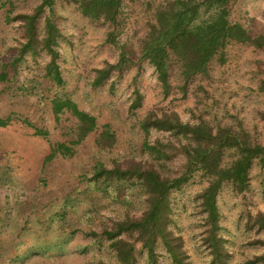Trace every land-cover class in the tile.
Returning a JSON list of instances; mask_svg holds the SVG:
<instances>
[{
  "label": "rangeland",
  "instance_id": "rangeland-1",
  "mask_svg": "<svg viewBox=\"0 0 264 264\" xmlns=\"http://www.w3.org/2000/svg\"><path fill=\"white\" fill-rule=\"evenodd\" d=\"M166 1L122 0L113 27L84 17L73 2L56 0L52 13L45 10L37 21L38 39L44 17L59 29L56 62L63 82L56 85L45 75L49 56L38 43L35 51L22 52L26 35L20 16L31 14L39 0H0V264H117L104 231L139 218L147 196L129 180L96 171L137 163L170 176L183 162L179 155L155 159L143 148L145 142L170 139L154 129L144 132L141 122L149 113L242 130L264 145V46L230 41L205 74L186 84L171 60L164 88L141 59V46L155 10ZM227 9L231 23L253 36L264 34V0H229ZM109 32L113 42L107 41ZM101 69L108 75L96 83ZM54 98L73 101L95 118L96 129L72 144L77 121L66 110L55 116ZM103 132L108 137L101 138ZM57 143L71 153L46 161ZM248 176L244 192L224 184L217 196L227 264H264L252 262L264 254L259 244L264 227L251 226L264 211V166L254 161ZM204 186L195 175L170 194L168 228L181 239L185 264H210L197 200ZM135 239L128 238L136 264H174L162 245L151 262Z\"/></svg>",
  "mask_w": 264,
  "mask_h": 264
},
{
  "label": "trees",
  "instance_id": "trees-1",
  "mask_svg": "<svg viewBox=\"0 0 264 264\" xmlns=\"http://www.w3.org/2000/svg\"><path fill=\"white\" fill-rule=\"evenodd\" d=\"M56 0H39L31 14L21 15L26 42L22 52L35 51L37 43L44 50L49 61L45 75L56 85L63 80L56 62L59 29L52 19L44 17L42 37L38 39L37 21L45 10L52 13ZM73 2L81 14L94 20H102L115 27L121 11L122 0H66ZM229 0H170L157 7L154 23L149 24L142 39L141 59L146 60L157 74L159 82L167 87L170 61L178 66L183 84L196 75L206 73L211 59L230 42L264 46V34L253 36L239 23L229 21L227 4ZM109 32L107 41L113 42ZM108 75V69H101L96 83ZM263 90V89H262ZM52 110L55 116L64 110L76 119L74 140L77 144L96 129L95 118L78 109L70 99L54 98ZM141 128L166 133V143L160 140L152 144L145 142L143 148L155 159L166 160L181 156L182 164L174 175L162 176L153 167L143 168L139 164L121 170L98 169L96 174L116 180H129L146 194L147 208L137 219L118 221L113 229L104 231L110 247L115 252L117 264H136L135 246L129 241L134 236L145 251L148 260H156V247L162 245L174 264H185L181 250V239L168 228L170 223V194L178 190L195 175L205 180V186L197 195L198 206L203 219L202 238L208 250L210 264H227L229 253L219 231L217 196L224 184H230L233 191L242 193L248 188L249 169L254 161L264 166V145L251 141L244 131H233L229 127L212 128L204 121L183 123L174 113L147 114ZM38 134H42L38 132ZM104 132L101 138L107 136ZM97 143L101 144L100 139ZM173 151V155L167 152ZM72 149L64 143L51 147L46 161L56 154L69 155ZM264 227V211L258 212L251 226ZM264 245V241H259ZM264 261V254L252 262Z\"/></svg>",
  "mask_w": 264,
  "mask_h": 264
}]
</instances>
